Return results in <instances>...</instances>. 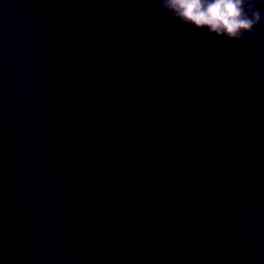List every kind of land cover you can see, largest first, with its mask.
Here are the masks:
<instances>
[{
	"label": "water",
	"instance_id": "95a60500",
	"mask_svg": "<svg viewBox=\"0 0 264 264\" xmlns=\"http://www.w3.org/2000/svg\"><path fill=\"white\" fill-rule=\"evenodd\" d=\"M255 31L190 34L158 0H0V264H264Z\"/></svg>",
	"mask_w": 264,
	"mask_h": 264
},
{
	"label": "clouds",
	"instance_id": "9594fccd",
	"mask_svg": "<svg viewBox=\"0 0 264 264\" xmlns=\"http://www.w3.org/2000/svg\"><path fill=\"white\" fill-rule=\"evenodd\" d=\"M161 11L189 28L190 34L209 35L240 42L256 38L264 23V0H158Z\"/></svg>",
	"mask_w": 264,
	"mask_h": 264
}]
</instances>
